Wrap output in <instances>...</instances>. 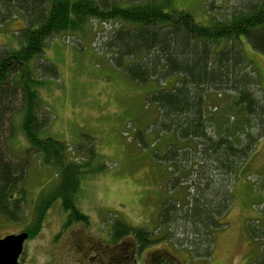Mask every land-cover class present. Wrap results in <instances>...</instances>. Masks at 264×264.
<instances>
[{"label": "trees", "instance_id": "1", "mask_svg": "<svg viewBox=\"0 0 264 264\" xmlns=\"http://www.w3.org/2000/svg\"><path fill=\"white\" fill-rule=\"evenodd\" d=\"M171 1L0 0V22L15 15L24 20L17 33L20 47L0 45V216L14 223L24 217L28 159L15 160L5 148L15 115H21L26 154L33 152L60 179L34 206L24 229L28 238L40 231L56 199L67 213L62 229L73 222L89 224L75 198L96 157L95 139L84 134L79 143L68 145L43 137L52 114L38 88L44 75L58 76L57 68L43 59L44 46L57 35L82 32L95 19L112 27L105 47L113 66L135 83L156 85L146 99L158 112L153 127L161 138L173 139L163 153L154 149L153 156L169 170L168 188L185 191L160 204L152 229L114 218L108 238L110 245H118L113 259L134 264L144 248L161 240L184 248L191 259L211 257L213 232L228 223L231 185L249 168L264 135V87L242 49L246 41L264 55V0H236L227 18H213L208 25L171 7ZM205 2L211 10L212 3ZM140 140L146 147L144 137ZM260 182L264 203V178ZM245 228L259 248L252 264H264V204Z\"/></svg>", "mask_w": 264, "mask_h": 264}, {"label": "rangeland", "instance_id": "2", "mask_svg": "<svg viewBox=\"0 0 264 264\" xmlns=\"http://www.w3.org/2000/svg\"><path fill=\"white\" fill-rule=\"evenodd\" d=\"M205 1L212 3L211 10ZM235 1L172 0L171 7L186 10L195 21L208 25L213 18H227ZM23 26L21 15L0 22V45L18 49L17 33ZM111 30L109 23L93 19L82 32L57 35L43 48V59L57 68L58 76L44 75L38 88L41 102L52 114L41 135L68 145L79 143L84 134L95 139L96 157L82 176L75 198V206L89 216V224L73 222L62 229L67 213L56 199L46 211L40 231L24 241L19 264H116L113 257L118 245H110L108 239L114 218L152 229L160 204L185 192L168 188L169 170L153 156L154 149L163 153L173 139L170 135L161 138L153 127L158 112L146 99L156 85L135 83L113 66L105 47ZM242 49L264 87V55L246 41ZM13 122V135L6 139L5 148L15 160L28 159L24 217L14 223L0 216V237L23 232L33 219L36 203L60 180L56 169L43 165L33 152L26 154L28 142L19 127L21 115H15ZM137 130L142 132L139 138ZM143 137L146 147L140 142ZM262 178L264 135L249 168L231 185L233 201L225 216L228 223L213 232L210 258L191 259L184 248L161 240L144 248L134 264H252L259 248L248 237L245 222L256 218L263 207Z\"/></svg>", "mask_w": 264, "mask_h": 264}, {"label": "water", "instance_id": "3", "mask_svg": "<svg viewBox=\"0 0 264 264\" xmlns=\"http://www.w3.org/2000/svg\"><path fill=\"white\" fill-rule=\"evenodd\" d=\"M27 238L25 231L0 237V264H19L18 259Z\"/></svg>", "mask_w": 264, "mask_h": 264}, {"label": "bare ground", "instance_id": "4", "mask_svg": "<svg viewBox=\"0 0 264 264\" xmlns=\"http://www.w3.org/2000/svg\"><path fill=\"white\" fill-rule=\"evenodd\" d=\"M9 148V147H8Z\"/></svg>", "mask_w": 264, "mask_h": 264}]
</instances>
